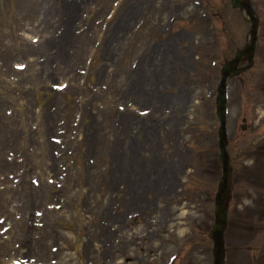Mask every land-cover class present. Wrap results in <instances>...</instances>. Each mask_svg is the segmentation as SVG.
Instances as JSON below:
<instances>
[{"label": "rangeland", "instance_id": "rangeland-1", "mask_svg": "<svg viewBox=\"0 0 264 264\" xmlns=\"http://www.w3.org/2000/svg\"><path fill=\"white\" fill-rule=\"evenodd\" d=\"M2 1L0 62L4 66L0 65V71H5V64L7 67L13 66L14 62L28 64L27 76L23 77L26 81L20 78L9 83L11 100L15 102L7 109L9 102L2 106L5 108L2 114L10 118L3 124L11 134L14 126L17 131L27 128L31 132L30 139L35 140L28 142L25 134L18 132L7 138L0 161L5 160L9 166L0 169V181L9 179L4 186H13L16 198L24 186L26 189L33 186L39 195L42 187L45 192L54 187L59 193H51L52 197L41 205L32 196L8 204L9 209L14 204L29 206L27 215L31 218L27 221L31 226L23 231L26 242L13 237L11 250L0 253V264H62V261L67 264H212L209 230L214 218V193L221 175L216 140V86L222 64L248 41L250 24L243 14L231 7L230 0H88L90 6L82 10L71 1L59 0L56 4L59 9H54L52 14L56 19L66 20L67 24L69 20L73 22L69 40L84 34L87 46H94L75 49V58L68 66L76 77L71 73L52 76L56 79L52 78V82L67 83L58 96L63 98L60 103L59 99L50 100L53 94L48 95L52 83L47 85L46 80H42L37 94L38 85L28 75L34 70L33 61L41 63L39 59L45 56H39L34 50L23 57L16 55L18 50L25 48L19 41L32 42L30 37L33 35L38 38L34 45H43V38L49 34L44 32L43 21L48 22L50 18L46 16L50 0L24 3V13L32 17L23 29L14 27L19 25V13L14 5L18 0H8L9 6ZM251 2L259 16L255 62L249 71L228 81L227 149L233 157V169L238 179L234 180L233 196L228 203L225 264H264V147L254 152L244 149L264 138V0ZM70 5H73L72 10H68ZM127 9L133 15L124 28L122 23L127 18L123 20L122 13ZM63 20L59 22L60 27H56L62 33L67 30L62 27ZM64 38L63 35L60 43L67 44L69 40ZM103 52L114 58L108 63L107 75L97 65ZM76 56H81L80 63ZM48 61L53 64L55 60L49 58ZM138 64L141 73L135 87V78L130 74ZM93 71L99 73L97 85L91 74ZM106 76L117 82L108 83ZM122 81L131 85L119 91L116 84ZM98 87L106 91L108 101L83 106L85 94L89 98L90 90L97 92ZM73 88L75 93L71 91ZM16 93L23 97L18 99ZM103 93L96 94L104 98ZM67 95L73 100L72 105H65L68 99L64 96ZM6 97L4 94L3 98ZM27 100L31 102L28 109L24 106L27 111L24 119H27L23 128L21 111L16 108V103L25 104ZM44 104H49V108L59 104L64 114L54 119L57 126L48 131H44L43 125L39 128L35 117ZM108 107H111L110 113H107ZM116 110L121 112L117 111L119 116H115ZM90 112L97 117L96 123L101 124L103 119L105 125L101 126L113 135L112 144L119 149V161L123 158L121 141L125 136L126 156L131 163L126 178L140 177V202L132 201L125 192L120 194L118 186L123 185L113 179L102 181V178H91L84 172L89 164L92 168H100L102 142L97 144L101 146L99 151L97 146L94 149L95 154L83 156L78 153L76 158L73 147L67 144L68 138L62 135L65 128L60 126L69 124L73 128L72 138L77 133L81 113L90 115ZM134 114L140 117L139 124L132 121ZM120 116H125L123 122H119ZM36 140L55 143L50 151L57 164L48 168L43 177L32 165L23 163L26 156L24 143L26 146L29 143V150L40 145ZM111 151L110 157L115 156V151ZM246 154L252 156L250 164L242 159ZM20 163L23 166L19 167ZM79 167L83 175L78 178L75 172ZM116 173L121 171L113 170L110 176L114 177ZM247 173L251 174L252 180L244 179ZM93 175L98 174L94 172ZM69 178L71 183L66 185L64 180L69 181ZM106 186L111 201L101 193ZM87 187L96 189L87 191ZM2 188L3 184H0V190ZM126 192L129 193L127 189ZM246 193L255 194V198L245 197L240 203L237 196ZM245 199L250 203L245 204ZM2 209L0 240L7 239L14 225L13 222L8 224V213ZM49 211L54 212L46 216ZM108 213L114 216V224L108 221ZM21 214L22 211L12 209V218L22 219L19 225L23 226L27 215ZM52 217L55 221L50 225ZM35 248L48 255H35ZM171 255L177 257L171 261Z\"/></svg>", "mask_w": 264, "mask_h": 264}, {"label": "bare ground", "instance_id": "bare-ground-1", "mask_svg": "<svg viewBox=\"0 0 264 264\" xmlns=\"http://www.w3.org/2000/svg\"><path fill=\"white\" fill-rule=\"evenodd\" d=\"M8 1V0H7ZM58 1L59 0H50V3H51V6H47L46 8V11H47V15L46 16H49V20H48V23H51L49 25V28L50 27H55L56 25L59 24L60 20L62 21L63 19L61 17H59V20L58 19H55L54 21L53 20V12L55 11L54 9H59L56 4H58ZM76 0H74L73 2H75ZM82 3H74L76 5H81V6H85V4H88V1L87 0H81ZM2 2H5L8 6L10 5L9 1L6 2V0H3ZM27 2V0H18L16 1L15 3L17 4V8L19 10V13L20 14H23L25 12L24 10V3ZM73 5H70L68 10H72V7ZM57 7V8H56ZM37 8V7H36ZM27 13H25L26 15ZM127 14L128 16L126 17L127 18V21L125 23H122L123 27L126 28L127 24H128V21H130L131 19V16L133 14H130V11L128 10L127 11ZM24 15V17H26ZM51 15V16H50ZM72 21L69 20V24H67L66 20H63V26L65 28H67L66 30V33L64 34V36L68 40L70 39L69 36L72 35ZM57 27H60V24L57 26ZM55 30V29H54ZM83 36L82 37H76L75 39H72V40H69L68 43H62L61 45L59 46H54L53 48H55L56 50H51L50 52L48 51V49L46 47H42V46H39L41 47L42 49L39 50V47H38V50L37 52H40L41 55H47L48 57H52L54 58V60L56 59V67L55 68H52V71H56V74H58V72L60 73V75H64V74H68V73H72V70L73 69H69L70 66L69 63L67 64L66 67H63L62 66V63L59 62L61 60L64 61L63 58H67V59H70V61L75 58V53H76V50H78V47H80V44L83 46L87 40H86V37L84 36V34H82ZM62 41V39H61ZM76 43H80L78 46L76 45ZM74 44V45H73ZM87 44V43H86ZM29 47V46H28ZM28 47H25V48H22L21 50H19L17 52L18 55H22V56H25L26 53L29 52L28 50ZM76 48V50L74 49ZM103 54L105 56H103ZM68 56V57H67ZM39 57V56H37ZM77 63H80L81 62V56L80 57H77ZM59 59V61H58ZM114 61V58L111 54L109 53H105L103 52L101 54V57H100V60L98 61L99 63H97V65L99 66L100 68V71L103 70V73L105 75H107V66H108V63ZM43 66L47 67V66H51V63L49 64V62L46 60L45 63L43 64ZM63 67V68H62ZM33 68H36V65H34ZM149 69V68H148ZM140 70V72H139ZM137 72V73H135ZM141 73V67L140 65L138 64L137 65V68L134 70V73L130 74V77L131 78H135V81H136V85L135 87H137V82H139V74ZM143 73H146V72H143ZM91 74H94V78H95V81L97 84L100 82V79L98 78V75L99 73L97 74V71H93ZM43 74H40L39 76L38 75H31L30 76V80H32L33 82H35L37 85H38V89H36L37 93H39V86L41 85V77H42ZM137 75V77H136ZM73 77H76L77 75L75 73L72 74ZM129 76V75H128ZM108 77V76H106ZM50 76H45V79H49ZM93 78V79H94ZM133 78V79H134ZM26 81V79L23 80V82ZM117 82V80H113L112 82ZM6 84V81L2 82L0 81V93L1 92H4L5 88L3 87V85ZM7 85V84H6ZM116 89H118L119 91H123L125 90V86L128 85L130 86L131 84L127 81V83H123L120 82L119 84H116ZM134 87V88H135ZM77 89V88H76ZM49 94H51L49 92ZM87 94V93H86ZM86 94L84 96V101L82 102L83 106L87 103V99H86ZM127 94H128V91H127ZM109 95V94H108ZM59 96V94H58ZM65 98H67L68 102L66 105H72V101L71 100V97L69 95L67 96H64ZM59 98L54 96H52V98L50 100H58ZM63 99V98H62ZM62 99H59L60 103L63 101ZM98 100H104L105 102L108 101V97L105 96L104 98H100L98 97V95L96 93L93 94V97H92V101L95 102V101H98ZM28 101V100H27ZM29 102L31 101H28L27 103H16V108L18 109V111H21V114H19L20 116V122L21 124L23 125V128H24V125H26L25 121L26 119H24V116L27 117V111L24 110V106L25 108H27L29 105ZM59 103V104H60ZM2 104H4V101H1L0 100V154L2 153V151L4 150V148H6L7 146L5 145L7 143V134L6 132L4 133V131L6 130L5 126H3L6 123H8V119H10L9 117L5 116L4 114H2ZM55 104V103H54ZM58 104V105H59ZM57 105V104H56ZM40 107V106H39ZM28 109V108H27ZM41 109V110H39ZM38 109L37 114L35 115L36 117V120L38 121V125H39V128L41 125H43V129L44 131H48L51 127H56L57 124H56V121L54 120L57 116L58 117H61L62 115V112H61V108H58L56 107V110L55 111H51V108H49V104H44L43 106H41L40 108ZM64 110V109H63ZM65 111V110H64ZM111 112V107H108V112L107 113H110ZM119 112V111H118ZM118 112L116 111V115L115 116H119ZM95 113H98V111H95ZM121 113V112H119ZM65 118V116H64ZM139 116L138 115H133L132 116V121H134V124H139ZM119 119V118H118ZM60 120V118L58 119ZM122 120V121H121ZM125 120V116H120V120L119 122H123ZM16 121V119L14 120V122ZM97 121V117H95V114L90 112V115H87L86 113L81 115L80 117V120L78 122L79 126L78 128L76 129L77 130V133L71 138V135H72V131L73 128L72 127H69L67 123L63 124L60 126V128H65V133L62 134L64 135V137H67L68 138V142L67 144L70 145L71 147H73L74 149V156L76 158V155L79 153V154H82L83 156L85 155H88V154H95L94 152V149L96 148L97 146V151H99V148L101 146L97 145L99 142H102L104 144L100 154L102 155V159H103V163L102 164H99L100 168H92V165L90 166L87 165V168L85 169V173H87V175H89L91 178H97V177H100L102 178V181H110V179H113L114 182L116 183H119L123 186H118V190L119 192H121L120 194H122L123 192H125V196H127V194L131 197L132 201H136L137 203L140 202V198H139V192L141 190V182L139 181L140 177L138 176L137 179L136 177L133 179V178H126V171H128V167L130 166V162H128L130 160L129 156H126V147L128 146L127 145V142H126V139H125V136H124V140L121 141V148H122V156L123 158L121 159V161H119V157H118V147H115L113 146V138H111L113 135H109V131L105 128V126H101V125H105V123H102L103 122V119H101V124L100 123H96ZM4 123V124H3ZM99 125L101 126V129H99ZM125 126H126V122L123 124V129L125 131ZM12 129H14V132L13 134H11L10 136L12 135H15L17 132L19 134H25V138L28 140V142H33L35 139L32 138L30 139V130H21V131H17L16 130V126H14ZM105 129V131H104ZM98 131H101V132H98ZM108 131V132H107ZM105 135H104V133ZM61 135V134H60ZM100 135H103L102 137H98ZM42 137H44L42 135ZM4 138V139H3ZM47 139V138H46ZM2 140H4V142H2ZM45 140V139H43ZM42 140V143H39L37 140V143L40 144L39 146L38 145H34L31 147V149L27 150V147L29 145V143L26 144L24 143V147H23V150L26 149V151L24 153H26V156H25V159H24V164L25 165H32V168H36V170L40 173V177H43L45 171H49L48 168L51 169V167L55 166L57 163H56V158L54 157L53 154H51V151H50V148L53 147L55 145V143H53L52 141L48 140V141H45L43 142ZM45 143V144H44ZM30 146V145H29ZM138 146H140V144L138 143ZM128 148V147H127ZM112 150L111 153L113 151H115L116 155L115 156H112L110 157V152L109 150ZM139 151V149H138ZM30 152H33V153H30ZM84 153V154H83ZM137 156V155H136ZM67 158V156H64ZM69 157V156H68ZM73 157V155H72ZM131 157V156H130ZM26 161H28V163H26ZM23 163H20L18 164L19 167L23 166L21 164ZM134 165H135V162L133 160ZM9 165H7V163H5V160L4 161H0V169L3 170L2 168L3 167H8ZM115 170V171H121V173H116V175L113 177L110 176L111 172ZM81 168L79 167L77 172H75L77 174L76 177H80V174H81ZM96 173L98 174L97 176L93 175V173ZM83 175V174H81ZM81 179V178H80ZM108 179V180H107ZM7 179H5L4 181H0V184H3V188L0 190V209L2 210H5L6 211V214H7V218L6 219H9L10 223L8 224H13L11 226V229L10 231L8 232L10 235L7 237V239H3L2 242H0V253H8L10 250H11V247H12V239L13 237H15L17 239V241H20L22 240V242H26L27 241V238L23 237V231H26V228L28 226H31V225H28V221H27V218H31L30 214L29 217L27 215V213H29V206L26 207L25 205L24 206H21V207H18L16 204H14L12 206V209L14 208L15 210L17 211H22V214L25 216L24 219L26 218V220L24 221L23 223V226H25L24 230H23V226L22 224L19 225V223H21L22 219L20 220H17L16 218H12V209H9L8 208V204L12 201H15L16 200H20L25 198L26 197H35L38 199V202H39V205H41L44 200H46L47 198H51L52 195L51 193L55 194V193H59V190L54 188V187H51L49 190L46 191L43 190L44 187H42V189L40 190L42 193L39 195V191L35 190V188L33 186H31V189L30 187L28 189H26V186L23 187V190L21 193L17 194L19 197L16 198L15 196V191L12 189L13 186L9 187H5V182H6ZM7 182L9 183V179L7 180ZM65 183H67L66 185H68V183H71V179L69 178V181L68 180H64ZM127 183H130V185H128ZM87 191H95V187H87L86 188ZM126 189L129 193L126 192ZM109 189L108 187H103L102 188V194H103V197L106 198V200H109L111 201L110 199V194L109 196L107 197V193H108ZM83 192V190H82ZM81 192V194H82ZM81 194L79 193V200H81ZM120 196V195H119ZM11 199V200H9ZM50 212H54V211H49L47 212L46 216L50 214ZM21 214V215H22ZM107 217H108V221H112V223L114 224V216L110 215L109 213L107 214ZM53 218L55 217H52L51 219V223L50 225L53 224V221H55ZM23 219V220H24ZM13 222V223H12ZM49 236V234H48ZM0 239H2L1 235H0ZM47 239H49V237H47ZM34 253L35 255H48L47 252H44L42 249H37L35 248L34 249ZM62 261V260H61ZM64 263L62 264H67L65 263L66 261H62ZM61 263V262H60ZM84 264V263H83Z\"/></svg>", "mask_w": 264, "mask_h": 264}, {"label": "water", "instance_id": "water-1", "mask_svg": "<svg viewBox=\"0 0 264 264\" xmlns=\"http://www.w3.org/2000/svg\"><path fill=\"white\" fill-rule=\"evenodd\" d=\"M248 48L251 50L252 44L249 45ZM239 71H241V70H233V69H230V68H226V74L223 75L221 84L219 86V91H218V96H217V105H218V114L220 116V119H221L222 123H223V118H224L223 117V114H224V110H223V106H224L223 88H224L225 77L228 74H235V73H238ZM221 148L223 149V139H222ZM217 212H222L220 221L216 225V229L218 230V237L216 239V243L217 244H221V230H222V228L224 226V223H225V211H223L221 209V207L217 204ZM215 264H220L218 256H216Z\"/></svg>", "mask_w": 264, "mask_h": 264}, {"label": "clouds", "instance_id": "clouds-1", "mask_svg": "<svg viewBox=\"0 0 264 264\" xmlns=\"http://www.w3.org/2000/svg\"><path fill=\"white\" fill-rule=\"evenodd\" d=\"M246 163H249V164H250L251 161H247ZM244 203H245V204H248V203H250V201H248V200L245 199ZM241 210H243V209L241 208ZM184 231H186V230H184ZM184 231L181 232V235L184 234Z\"/></svg>", "mask_w": 264, "mask_h": 264}]
</instances>
